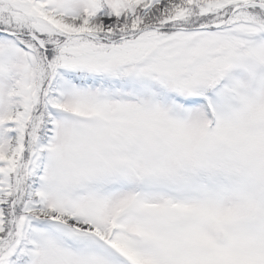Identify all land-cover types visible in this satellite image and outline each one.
<instances>
[{
    "label": "snow or ice",
    "instance_id": "1",
    "mask_svg": "<svg viewBox=\"0 0 264 264\" xmlns=\"http://www.w3.org/2000/svg\"><path fill=\"white\" fill-rule=\"evenodd\" d=\"M0 264H264V0H0Z\"/></svg>",
    "mask_w": 264,
    "mask_h": 264
}]
</instances>
